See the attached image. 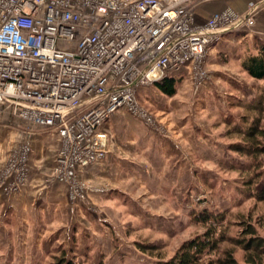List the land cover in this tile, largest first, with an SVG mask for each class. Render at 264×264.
<instances>
[{
	"label": "built area",
	"instance_id": "2783aa9c",
	"mask_svg": "<svg viewBox=\"0 0 264 264\" xmlns=\"http://www.w3.org/2000/svg\"><path fill=\"white\" fill-rule=\"evenodd\" d=\"M228 0H0V118L59 138L52 180L82 186L76 174L105 160L102 127L117 112L153 127L141 88L187 70L206 83L212 45L255 34V10L213 13L197 24V4ZM31 147L16 145L0 170V192H19ZM87 188V186H86Z\"/></svg>",
	"mask_w": 264,
	"mask_h": 264
},
{
	"label": "crops",
	"instance_id": "0c3cea01",
	"mask_svg": "<svg viewBox=\"0 0 264 264\" xmlns=\"http://www.w3.org/2000/svg\"><path fill=\"white\" fill-rule=\"evenodd\" d=\"M228 10L243 15L255 10V34L224 36L210 47L206 65L216 79L220 76L237 81L233 76L217 72L223 69L228 72L224 65L236 60L240 64L238 79L257 85L259 81L241 71L244 55H238L242 48L254 49L255 37L264 40V0L197 4L193 15L197 24H203L213 13ZM181 77L191 81L187 70ZM161 96L169 103L178 98V95ZM170 109L180 120L167 126L168 131L162 137L149 132L125 112L115 113L101 129L108 136L105 160L76 174V182L83 188L76 199L71 198L66 184L52 180L58 136L32 128L20 131L19 141H28L33 155L28 179L19 192L8 197L0 192V264H53L50 255L60 245L67 257L82 263L89 257L90 264H98L103 256L107 257L104 264H118L125 257L124 263L128 256L118 254L116 258L112 254L113 230L117 239L123 241L127 239L125 234L121 235L123 229L132 230L136 218L153 228L149 225L152 219L148 218L164 207L179 208L184 197L185 126L178 109ZM163 229L159 225L160 233L168 236L173 230Z\"/></svg>",
	"mask_w": 264,
	"mask_h": 264
},
{
	"label": "rangeland",
	"instance_id": "374dc122",
	"mask_svg": "<svg viewBox=\"0 0 264 264\" xmlns=\"http://www.w3.org/2000/svg\"><path fill=\"white\" fill-rule=\"evenodd\" d=\"M246 52L247 49L242 48L238 57ZM208 57L209 53L204 64L205 72L208 75L206 83L196 89L192 81H186L182 77L181 85L176 91L178 98L172 103L161 96V92L156 89L154 84L141 88L138 93L139 103L151 115L154 125L149 127L129 117L144 125L149 132L162 137L168 131L167 126L174 123L176 119L180 120V117H177L170 107L178 109L182 116L181 121L185 126L183 132L186 137L185 156L182 161L186 174L185 193L182 201L179 202V208L164 207L162 210H158L159 212H155L156 216L148 218V220L152 219L149 225L153 228L144 226L136 218V221H133L132 230L128 228L123 229L122 233L120 232L122 236L124 234L127 236V239L123 241L117 239V232L115 233L113 230L111 234L114 237V242L111 243V248L114 252L112 254L116 258L118 254H121L122 257L128 256L124 263L125 257L118 264H151L154 262L155 256L171 258L182 243L205 232V228L193 222L196 216L203 211L225 214L224 226L227 227V233L230 235H235L238 232L239 223L250 222L257 228L258 234L264 238V202L257 203L245 199L238 193L239 173L230 171L229 168L233 163L243 164L245 161L228 150L233 141L225 138L226 122L228 120L240 121V110L235 107V102H253L260 83L253 86L238 79L236 73H238L240 64L236 60L228 61L224 65V68L228 67V72L226 69L217 72L220 75L233 76L237 81L225 80L220 76H217L216 79V75H213L206 65ZM222 61L226 62L224 58ZM142 89L144 90L141 93ZM198 100H202V102L197 103ZM178 102H183V105H178ZM170 113L172 115H169ZM23 129L24 132H27L31 128H27L22 121L7 114H3L0 118V170L6 165L8 155L16 145L26 143L31 147L28 141L20 142L18 139V134ZM32 152L31 147L29 170ZM159 225L162 229L173 230L169 236L163 235L158 230ZM138 245L157 246L160 249L153 253L152 258L139 250ZM222 248L225 249L226 246ZM63 249V245H60L55 249L53 255H50L49 259L53 264L58 256L60 258L65 253ZM235 257L241 262L242 254L240 252H236ZM105 259L107 257L103 256L99 263L104 264ZM75 260L77 261V259ZM90 260L89 257L85 258L83 264H90Z\"/></svg>",
	"mask_w": 264,
	"mask_h": 264
},
{
	"label": "trees",
	"instance_id": "16d2710c",
	"mask_svg": "<svg viewBox=\"0 0 264 264\" xmlns=\"http://www.w3.org/2000/svg\"><path fill=\"white\" fill-rule=\"evenodd\" d=\"M254 49L247 50L241 69L249 78L260 82L253 102L236 101L240 110V121L226 122L225 138L233 141L228 150L244 159L243 164L233 163L230 171L239 173L238 193L243 198L257 203L264 202V40L253 39ZM182 77H165L154 83L164 96L172 98L181 85ZM225 214L203 211L196 216L195 224L205 232L190 239L178 248L175 254L165 259L155 256L151 264H264V238L250 222L238 224L235 235L227 233L224 226ZM226 246L225 249L222 247ZM139 250L150 255L159 251L157 246L138 245ZM242 254L239 262L235 254ZM55 260V259H54ZM54 264H83L67 258L65 253ZM101 264V263H99Z\"/></svg>",
	"mask_w": 264,
	"mask_h": 264
},
{
	"label": "water",
	"instance_id": "95a60500",
	"mask_svg": "<svg viewBox=\"0 0 264 264\" xmlns=\"http://www.w3.org/2000/svg\"><path fill=\"white\" fill-rule=\"evenodd\" d=\"M156 83V82H155Z\"/></svg>",
	"mask_w": 264,
	"mask_h": 264
}]
</instances>
